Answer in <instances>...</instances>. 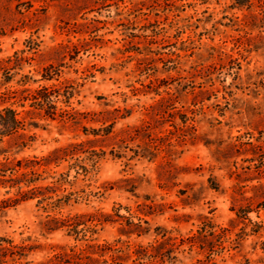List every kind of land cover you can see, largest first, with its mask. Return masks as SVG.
<instances>
[{
    "label": "rangeland",
    "instance_id": "rangeland-1",
    "mask_svg": "<svg viewBox=\"0 0 264 264\" xmlns=\"http://www.w3.org/2000/svg\"><path fill=\"white\" fill-rule=\"evenodd\" d=\"M43 86L71 96L63 118L20 99ZM8 105L35 135L25 148L6 140L11 159L78 145L90 172L72 170L80 200L64 212L118 209L126 217L93 238L120 247L124 264L156 232L187 237L204 221L237 245L220 264H264V0H0V110ZM139 217L149 231L122 233ZM2 238L29 248L23 264H69L56 255L89 250L50 230L36 199L0 211ZM179 256L166 264L204 258Z\"/></svg>",
    "mask_w": 264,
    "mask_h": 264
},
{
    "label": "trees",
    "instance_id": "trees-1",
    "mask_svg": "<svg viewBox=\"0 0 264 264\" xmlns=\"http://www.w3.org/2000/svg\"><path fill=\"white\" fill-rule=\"evenodd\" d=\"M9 74V73H7ZM54 71L51 66L45 68L44 78H54ZM10 78V75H6ZM21 100H32L31 105L44 113L51 119L64 117L67 109L59 103L69 105L68 100L71 96L61 92V88L43 86L34 93L29 88L22 90ZM63 95L67 100L63 99ZM26 124L20 117L18 109L12 105L5 106L0 110V154L4 158L0 160V195L4 189L3 198L0 199V211L6 208L15 207L21 202L36 199L37 205L46 213V226L50 230L66 228L68 233L77 240H84L87 243L88 252L60 253L56 255L59 261L69 264H124V256L120 253V247L112 243H98L93 238L96 227L104 221H116L125 218L118 209L109 218L95 219L87 218L84 214H65L64 209L72 202H78L80 195L70 189L71 172L75 170L77 177L83 174L86 176L90 168L83 165L77 156L79 153L77 144H70L63 148H58L42 155L25 156L22 158L11 159L4 143L13 137L19 139V147L25 148L35 141V135L26 132ZM66 164L63 169L62 165ZM76 194V195H75ZM117 217V218H115ZM92 221L93 226L88 225ZM148 223L142 217L139 222L129 221L127 229L123 227L122 233L144 234L149 231ZM196 232L187 237L171 235L167 230L156 232L161 236L153 243L145 246L140 244L136 249L134 264H166L176 263L180 260L179 254L187 250L195 251L204 255L198 258L197 264H220L216 257L226 251L237 247L234 239L229 236V229L219 226L211 221H204ZM158 230L161 227H157ZM18 248L19 250H16ZM264 248V241H263ZM27 246H16L15 243L6 238L0 241V264H9V256L14 264H23L27 256ZM110 256L111 261L106 256ZM52 264H55L53 262Z\"/></svg>",
    "mask_w": 264,
    "mask_h": 264
}]
</instances>
